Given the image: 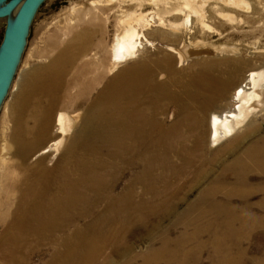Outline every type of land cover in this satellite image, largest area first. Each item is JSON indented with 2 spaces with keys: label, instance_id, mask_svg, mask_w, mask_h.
<instances>
[{
  "label": "bare ground",
  "instance_id": "obj_1",
  "mask_svg": "<svg viewBox=\"0 0 264 264\" xmlns=\"http://www.w3.org/2000/svg\"><path fill=\"white\" fill-rule=\"evenodd\" d=\"M195 1L182 0L189 12L183 20L186 23L191 15L199 13ZM225 1L237 8L247 4L244 0ZM173 10L178 14L181 8ZM134 20L142 23V28L150 23H163L160 17L145 12L138 13ZM127 24L113 36L110 46V60L115 66L137 57L150 42L143 30L135 27L137 23ZM166 49L175 53L176 65L199 54H211L182 41L178 47ZM232 51L220 49V53ZM173 60L172 54L165 53L152 62V68L145 61L124 65L98 94L94 115L90 118L85 114L80 122L82 127L72 132L69 140L75 139L70 150L71 163L58 162L50 168L39 161L26 175L13 225L15 229H28L38 240L52 246L45 264H112L108 255L114 254L124 258L114 264H130L139 255L132 253L130 239L127 241L129 227L144 220L146 210L155 200L165 210L174 209L179 194H187L194 185L205 183L213 175L212 181L199 191V201L190 207L195 209L205 203L204 195L223 192V180L229 176L241 186L247 182L250 167L264 170V134H260L261 124L255 120L264 112V66L248 70L232 90L233 70L240 59L227 56L194 61L193 74L185 79L180 76L178 80L156 82L157 74L173 73ZM173 84L177 85L176 91L168 87ZM169 101L176 105L178 116L169 113L173 118L167 121L169 111L166 114L164 103ZM211 107L206 116L205 111ZM65 113L57 114L54 138L39 154L64 152L68 145L65 136L70 134L75 121ZM49 123L48 118L43 125L45 130ZM250 137L246 149L237 152L235 140ZM228 138L232 139L225 148L212 151L208 157L207 144L216 146ZM226 155L235 157L225 161ZM184 180L189 182L185 187ZM197 220L192 233L172 238L165 235L157 239V246L155 238L150 237L142 264H198L208 245L212 251L207 264L244 263L246 252L241 248V240L248 238L251 227L247 226L257 219L245 212L236 213L227 204L210 201ZM234 222L244 225L246 230H231L229 224ZM108 226L113 228L112 232L104 231ZM206 234L208 237L204 239ZM122 239L126 242L121 243ZM13 240L17 241L18 235ZM188 245H192V250H186ZM106 247L116 250L105 253ZM233 249L236 257L230 255ZM253 264H264V251Z\"/></svg>",
  "mask_w": 264,
  "mask_h": 264
},
{
  "label": "rangeland",
  "instance_id": "obj_2",
  "mask_svg": "<svg viewBox=\"0 0 264 264\" xmlns=\"http://www.w3.org/2000/svg\"><path fill=\"white\" fill-rule=\"evenodd\" d=\"M201 1L203 0L195 1L199 5V13L191 15L189 23L183 21L189 12L184 8L182 0H45L42 3L31 24L26 47L9 92L0 108V264H45L48 261L52 246L47 241L38 240L35 234L27 232L28 229H15L13 225L24 179L39 161L50 168L58 162L63 165L71 163L70 150L75 138L69 140L70 137L75 133L74 130L82 127L85 114L90 118L94 115L99 95L106 89L109 80L123 67L129 63L145 61L152 68L153 61L165 53H170L174 59L173 73L164 71L163 76L157 74L154 80L161 82L169 78L178 80L180 76H184L185 79L193 74L194 63L201 62L206 57L214 60L226 56L239 58L240 63L233 70L231 80L233 83H230L232 90L248 70L264 66V0H244L247 4L238 5V8L225 0H206L202 6ZM176 8H181L180 13H174L173 9ZM140 12L153 13L160 17L163 23H152L153 25L150 23L142 28V23L134 20ZM229 13L232 15H228ZM126 23L132 26L138 24L135 27L142 29L150 42L144 45L137 57L115 66L110 60V46L113 36L121 32ZM5 24V20L0 19V42ZM181 41L194 49L209 50L211 54L209 56L199 54L200 56L192 60L176 65L175 53L166 47H178ZM222 48H231L233 51L220 53ZM111 64L113 67H110ZM217 70L215 71L219 72ZM168 87L172 91L177 89L175 84ZM164 105L167 107L166 114L169 111L167 121L173 118L169 113L178 116L176 105L172 101ZM210 110L212 107L205 111L206 116ZM57 112H67L65 114L75 118L73 121L75 126L73 125L70 134L65 136L68 140L67 149L65 148L64 152L60 150L57 155L52 151L39 154L54 138ZM166 114L163 116L166 117ZM261 114H258L255 120L257 124H261L260 134H264V112ZM48 118L50 123L45 130ZM231 139H224L212 147L207 144L208 157L212 151L225 148ZM250 139L252 138L246 139L247 141L235 140L237 152L245 150ZM25 153H28L27 156ZM234 157L226 155L225 161ZM220 160H223V157ZM212 179L213 175L209 176L205 183L194 185L187 194H179L174 209L165 210L158 206L156 200L154 201L146 210L144 220L137 221L129 227L127 241L130 239L128 242L131 250L133 249L132 253L139 255L130 264H142V255L150 247V237L155 238L154 245L157 246L159 245L156 243L157 239L165 235L172 238L192 233L198 217L210 201L227 204L232 211L239 214L245 212L257 219V222L249 223L247 226L251 227L248 238L241 240V248L246 252L243 264H253L262 256L264 170L250 167L247 182L241 186L235 183V178L229 176L223 180V192L215 196L204 195L202 199L205 203L198 208L190 209L201 198L199 191ZM183 184L185 187L189 182L184 180ZM229 225L231 230L240 232L246 230V227L238 222ZM112 229L108 226L104 231L112 232ZM16 234L18 240L14 241ZM207 237V234L203 235L204 239ZM123 240L121 243L126 242ZM108 250L113 253L116 248L106 247L104 252L107 253ZM186 250H192V245H188ZM211 251L212 247L206 246L198 264H207ZM230 255L236 257V249H233ZM108 256L112 264L124 260L115 254V257Z\"/></svg>",
  "mask_w": 264,
  "mask_h": 264
},
{
  "label": "water",
  "instance_id": "obj_3",
  "mask_svg": "<svg viewBox=\"0 0 264 264\" xmlns=\"http://www.w3.org/2000/svg\"><path fill=\"white\" fill-rule=\"evenodd\" d=\"M44 1L0 0V19L6 23L0 42V108L21 61L33 19ZM199 53L203 52L195 54Z\"/></svg>",
  "mask_w": 264,
  "mask_h": 264
}]
</instances>
